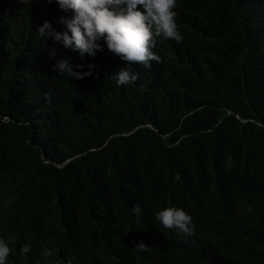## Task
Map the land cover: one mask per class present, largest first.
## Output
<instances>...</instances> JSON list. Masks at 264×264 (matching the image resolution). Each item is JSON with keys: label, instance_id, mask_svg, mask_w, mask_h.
I'll use <instances>...</instances> for the list:
<instances>
[{"label": "trees", "instance_id": "obj_1", "mask_svg": "<svg viewBox=\"0 0 264 264\" xmlns=\"http://www.w3.org/2000/svg\"><path fill=\"white\" fill-rule=\"evenodd\" d=\"M8 1L0 237L38 254L83 241L104 250L95 264L128 252L159 226L156 211L176 206L197 235L186 258L165 263L264 264V0H177L182 40L157 38L159 60L133 63L128 85L110 77L125 66L110 51L81 57L37 37L44 21L61 31L55 0L19 13ZM60 58L92 74L59 76Z\"/></svg>", "mask_w": 264, "mask_h": 264}, {"label": "clouds", "instance_id": "obj_2", "mask_svg": "<svg viewBox=\"0 0 264 264\" xmlns=\"http://www.w3.org/2000/svg\"><path fill=\"white\" fill-rule=\"evenodd\" d=\"M31 1L8 2L19 13ZM55 3L64 12L58 21L61 31L44 21L36 29L37 37L50 38L81 57L85 54L96 57L110 51L125 62L124 67L110 76L117 85H128L138 79L133 63L148 68L150 61L159 60L152 51L157 38L182 40L178 31L180 14L175 9L177 0H55ZM55 54L56 50L52 49L50 56ZM93 67L88 65L89 69ZM52 70L71 80L92 74L91 71H74L71 62L64 58L57 60ZM132 213L139 217L141 206L135 204ZM154 219L159 226L137 238L128 252L95 264H167V259L186 258L197 235V224L191 215L182 208L171 206L156 211ZM206 246L205 243L199 245L197 253ZM66 247H70L69 242L41 249L38 254L30 243L0 237V264H91L97 256L102 259L105 255L104 250L87 249L83 241L74 248Z\"/></svg>", "mask_w": 264, "mask_h": 264}, {"label": "bare ground", "instance_id": "obj_3", "mask_svg": "<svg viewBox=\"0 0 264 264\" xmlns=\"http://www.w3.org/2000/svg\"><path fill=\"white\" fill-rule=\"evenodd\" d=\"M3 237H5V236H3ZM66 248H72V246L71 247H66ZM70 255V253H68V256Z\"/></svg>", "mask_w": 264, "mask_h": 264}]
</instances>
